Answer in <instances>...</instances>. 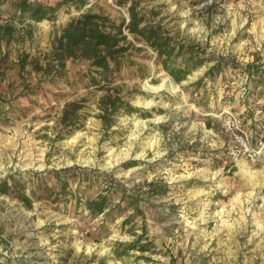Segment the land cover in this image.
Masks as SVG:
<instances>
[{"label": "rangeland", "instance_id": "obj_1", "mask_svg": "<svg viewBox=\"0 0 264 264\" xmlns=\"http://www.w3.org/2000/svg\"><path fill=\"white\" fill-rule=\"evenodd\" d=\"M120 1L61 5L37 23L19 0H0V18L15 30L0 38V181L74 166L129 188L163 181L166 195L145 212L154 247L116 259L113 244L133 240L124 217L92 218L74 201L32 199L26 208L0 195V264H264V149L233 160L224 127L240 119L252 147L264 136V0ZM132 3L177 41L200 45L205 62L175 83L126 29ZM84 14L121 33L122 65L108 82L90 62L52 54ZM140 225L139 217L137 235Z\"/></svg>", "mask_w": 264, "mask_h": 264}, {"label": "trees", "instance_id": "obj_2", "mask_svg": "<svg viewBox=\"0 0 264 264\" xmlns=\"http://www.w3.org/2000/svg\"><path fill=\"white\" fill-rule=\"evenodd\" d=\"M81 0H61L55 7H48L19 0L18 8L22 13H28L34 22L50 18L61 5ZM127 0H121L123 5ZM129 23L126 27L129 33L140 37L156 55L157 63L173 79L181 83L204 62L205 50L200 45H187L163 31L159 26L147 21L145 14L137 9V3L128 8ZM103 17L97 14H84L79 19L70 21L62 30L52 47V54L58 61L82 58L96 68V72L105 82L113 80L114 74L122 65V53L125 48L120 45L121 33L111 34L105 31ZM15 32L12 25L0 27V38L11 36ZM219 66L210 69L213 74L219 73ZM210 74V73H209ZM92 82H96L94 77ZM120 102V109L127 113L138 111L127 103ZM67 108H78L70 104ZM119 107L114 106V111ZM105 114L108 109H103ZM67 110L65 113L67 114ZM101 118H106L102 115ZM208 120V119H207ZM209 125V123L207 122ZM33 180L19 181L13 176L0 181V195L19 200L26 208L32 206V199H45L56 206L68 202L82 206L92 218L103 217L114 220L124 217L122 226L130 225L128 233L133 237L131 242L116 241L113 244V255L116 259L136 251L141 254L149 252L153 243L147 237L145 212L151 201L165 196L168 186L163 181L136 184L126 187L114 178L112 173L104 174L88 168L70 167L58 171H48L45 174H32ZM51 182V184H49ZM30 184V185H29ZM142 220L138 228L141 234H136V219Z\"/></svg>", "mask_w": 264, "mask_h": 264}, {"label": "built area", "instance_id": "obj_3", "mask_svg": "<svg viewBox=\"0 0 264 264\" xmlns=\"http://www.w3.org/2000/svg\"><path fill=\"white\" fill-rule=\"evenodd\" d=\"M8 24L0 18V27ZM242 123L240 119L233 118L225 123V132L231 139L230 155L233 160L245 158L248 160H256L260 155V149H264V136L258 142V147H252L247 133L241 129Z\"/></svg>", "mask_w": 264, "mask_h": 264}]
</instances>
